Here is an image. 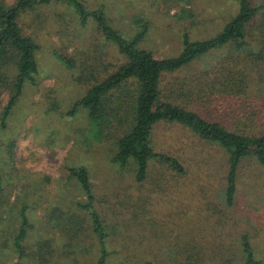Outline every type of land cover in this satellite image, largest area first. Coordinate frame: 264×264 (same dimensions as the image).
Returning <instances> with one entry per match:
<instances>
[{
    "label": "rangeland",
    "instance_id": "1",
    "mask_svg": "<svg viewBox=\"0 0 264 264\" xmlns=\"http://www.w3.org/2000/svg\"><path fill=\"white\" fill-rule=\"evenodd\" d=\"M81 2L88 10L103 9L127 36L138 26L136 20L147 21L141 46L158 57L177 55L184 32L191 39L218 33L238 10L236 0ZM24 20L39 47L40 73L36 85H24L0 125V264H39L40 254H45L44 264L96 263L97 239L89 232L88 215L78 206L85 197L67 171L77 165L90 172L94 207L107 226L108 264H242L244 234L264 264V169L245 159L235 199L227 205L224 151L177 123L162 122L154 128V145L176 156L186 172L172 176L171 170L153 163L149 173L156 179L136 183L132 174L111 161L120 131L111 128L105 137L92 141L85 110L67 115L71 104L113 71L121 56L98 41L91 20L82 26L65 3L53 2ZM55 53L75 65L65 66ZM202 66L198 62L195 69ZM8 96L7 91L0 94V113ZM22 212L28 229L26 254L20 259L13 241Z\"/></svg>",
    "mask_w": 264,
    "mask_h": 264
},
{
    "label": "trees",
    "instance_id": "2",
    "mask_svg": "<svg viewBox=\"0 0 264 264\" xmlns=\"http://www.w3.org/2000/svg\"><path fill=\"white\" fill-rule=\"evenodd\" d=\"M53 2L70 6L82 26L91 20L99 33L98 41L115 48L123 59L77 98L67 115L85 110L92 141L120 131L114 140L111 161L120 171L132 174L138 184L154 177L149 173L153 163L171 170L172 176L185 174L176 156L156 149L152 135L162 122L187 128L224 151L227 173L223 194L226 204H233L242 162L252 159L264 169V2L236 0L237 12L218 33L191 39L184 32L177 55L158 57L141 46L149 23L140 18L134 32L127 36L113 26L103 9L88 10L81 0H0V94L7 91L9 95L0 113L1 126L16 106L24 85H36L40 73L36 59L39 47L23 21ZM55 56L69 68L75 65L66 55ZM213 57L218 61H211ZM198 62L203 64L200 70L195 69ZM181 72L184 74L178 76ZM67 171L85 197L78 206L88 215L89 232L97 239L99 254L95 264H108L109 233L94 207L90 172L84 165L71 166ZM63 221L65 224L64 218ZM27 225L22 212L13 241L20 259L26 254ZM240 246L242 264H263L256 258L247 235H241ZM42 256L45 254H40L39 264L46 263Z\"/></svg>",
    "mask_w": 264,
    "mask_h": 264
}]
</instances>
